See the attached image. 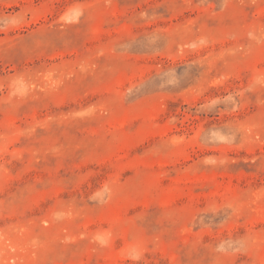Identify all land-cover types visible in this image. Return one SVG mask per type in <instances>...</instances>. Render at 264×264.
<instances>
[{"label":"rangeland","instance_id":"1","mask_svg":"<svg viewBox=\"0 0 264 264\" xmlns=\"http://www.w3.org/2000/svg\"><path fill=\"white\" fill-rule=\"evenodd\" d=\"M0 264H264V0H0Z\"/></svg>","mask_w":264,"mask_h":264}]
</instances>
